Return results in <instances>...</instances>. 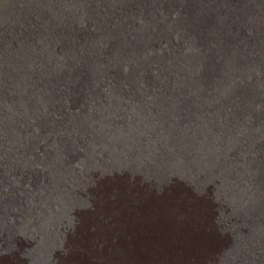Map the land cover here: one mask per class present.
Wrapping results in <instances>:
<instances>
[{
    "label": "rangeland",
    "instance_id": "1",
    "mask_svg": "<svg viewBox=\"0 0 264 264\" xmlns=\"http://www.w3.org/2000/svg\"><path fill=\"white\" fill-rule=\"evenodd\" d=\"M0 264H264V0H0Z\"/></svg>",
    "mask_w": 264,
    "mask_h": 264
}]
</instances>
